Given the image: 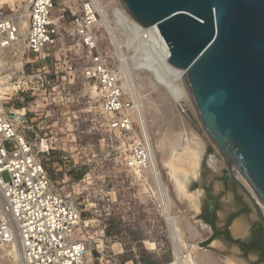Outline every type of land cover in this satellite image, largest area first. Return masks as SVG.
<instances>
[{
    "label": "rangeland",
    "instance_id": "obj_1",
    "mask_svg": "<svg viewBox=\"0 0 264 264\" xmlns=\"http://www.w3.org/2000/svg\"><path fill=\"white\" fill-rule=\"evenodd\" d=\"M95 1L100 12L96 29L98 50L115 63L119 76L125 81L126 75L121 68L124 61L133 64L135 59L144 56L137 54L136 57L130 48L133 43L128 41L129 27L113 9L118 5L117 0ZM27 2L11 0L0 4V13L15 15L25 10ZM86 2L58 1L55 16L60 17L63 10L67 14L63 22L64 31L67 30L62 32L64 38L46 63L33 62L30 55L25 58V62L31 61L26 65L27 71L43 77L38 83L37 95L29 98L37 109L50 110L47 105L51 96L45 93L44 77L55 73L66 77L56 81V95L61 92L64 104L52 113V120L60 121L57 128L60 141L55 146V154L45 164L51 179L82 210L80 231L91 246L93 264H171L177 260L176 246L156 184L146 170L139 172L124 166L132 135L125 137L109 127L94 83L82 73L90 53L69 33L72 20L82 12ZM149 58L150 55L144 57L147 61L152 60ZM139 75V91L146 101L144 112L157 148L170 139L177 138L175 143L180 142L185 136V128L196 132L206 144V152L195 163V173L180 176L181 192L174 187L179 173L168 165L169 151L158 148L163 181L171 188L175 200L172 214L191 219L196 225L205 221L212 227L211 233L198 243L200 250H208L221 260L234 256L245 264H264V250L260 247L264 244L263 221L254 217L253 206L232 181L229 169H215L214 163L224 161V158L208 137L195 107L185 102L175 103L163 83L150 78L147 73ZM72 77H75L73 82L70 81ZM125 93L128 98L140 99L130 91ZM139 109L135 118L140 123ZM181 124L184 127L181 128ZM63 155L69 160L62 161ZM3 177L10 179L8 172ZM239 219L249 223L248 230L242 234H236L233 229ZM240 240L248 245L238 250L235 246H239ZM192 244L186 233L180 241L185 255L194 252Z\"/></svg>",
    "mask_w": 264,
    "mask_h": 264
},
{
    "label": "built area",
    "instance_id": "obj_2",
    "mask_svg": "<svg viewBox=\"0 0 264 264\" xmlns=\"http://www.w3.org/2000/svg\"><path fill=\"white\" fill-rule=\"evenodd\" d=\"M58 1L65 2L32 0L24 58L30 55L33 62L46 63L64 38L67 14L63 10L60 17L55 16ZM99 18L96 1L87 0L82 12L72 20L69 33L90 53L82 73L94 83L109 127L125 137L132 135L124 166L144 172L152 164L153 150L135 118L138 103L127 97L115 63L98 50ZM129 31L128 41H132L130 48L136 57H159L150 36L136 28ZM19 40L17 22L0 13V244L20 245L25 264H93L89 243L80 231L82 210L51 179L45 164L60 141V121H53L52 113L64 104L61 92L56 95V81L66 77L58 73L46 75L43 82L45 93L51 96L47 105L50 110L34 107L29 98L37 95L43 77L27 71L26 65L31 61L17 65ZM72 78L71 82L75 80ZM65 160L69 157L63 155L62 161ZM5 172L9 173V180L4 179Z\"/></svg>",
    "mask_w": 264,
    "mask_h": 264
},
{
    "label": "water",
    "instance_id": "obj_3",
    "mask_svg": "<svg viewBox=\"0 0 264 264\" xmlns=\"http://www.w3.org/2000/svg\"><path fill=\"white\" fill-rule=\"evenodd\" d=\"M122 2L143 26L158 24L231 178L245 176L264 203V0Z\"/></svg>",
    "mask_w": 264,
    "mask_h": 264
},
{
    "label": "bare ground",
    "instance_id": "obj_4",
    "mask_svg": "<svg viewBox=\"0 0 264 264\" xmlns=\"http://www.w3.org/2000/svg\"><path fill=\"white\" fill-rule=\"evenodd\" d=\"M10 1L11 0H0V4L8 3ZM31 2L32 0H28L25 10H21L15 15H8V17L13 18L17 22L20 32V40L18 41L20 43V53L19 58L16 61L19 67L22 66L25 62L24 47L25 38L29 27V7L31 5ZM117 2L118 5L114 6L113 8L115 13L130 29L136 28L137 30H141L143 34L146 33L147 35H149L151 37L150 39L153 42L154 49H156L159 53V57H156V54H154L152 60L150 61H147L146 59H144V57H138L134 60L133 64L124 61L121 68L126 75V79L125 81H123L124 90L128 92L130 91L131 94L134 95V97L139 96L140 98L138 102L136 99H134L135 103H138L137 105L138 107H140L138 118L142 126L144 137L150 142L153 150L152 164L148 169H146V173L147 175L152 177L153 183L156 184L159 195L163 200L162 206L167 216V220L170 225L169 227H171L172 238L176 246L177 260H175L171 264H245L243 260H240L239 258H236L234 256H229L226 257L225 260H221L219 257L208 250H200L198 247V243L211 233V226L205 221H200L196 225L191 219H183L172 214L175 200L171 196V188L169 189L163 181V172L161 170L160 161L158 158V148L162 147L164 151H169L170 158H168V160L170 161V164L167 161L166 163H168L169 166H172V169L175 170V173H179L177 174V181L175 179L176 184L174 185V187L176 186L175 188H177L179 192H181L183 184L180 176H187V174L192 172L195 173L197 169L195 163H198L199 158L206 152V144L202 141V139L196 132H193L191 130L189 131L188 128H185L183 134L186 137H182L180 142L175 143V140L177 139L175 138L164 142L163 146L161 145L158 148L155 145L154 138L152 136L151 129L144 112L146 101H144V97L139 91L137 83L139 81L138 78L141 77L139 73H147L150 78L158 81L159 83H163L164 87L171 94L175 103L185 102L187 105L195 107L194 101L184 78V70L174 67L168 61L171 57V48L164 35L162 34L158 24L149 27L143 26L130 13L122 0H117ZM152 37H154L155 39ZM150 103L152 102L150 101ZM182 127H184L183 124H181V128ZM181 147L185 149L182 150ZM216 149L223 156L220 149L218 147H216ZM171 151L172 154H170ZM223 158L224 161L214 163V167L217 171H221L223 167H227L228 169L231 168L230 162L227 160V158H225L224 156ZM232 179H235L239 183V188L253 206L255 210L254 217L264 220V203L259 195L254 191L252 186L249 184L245 176H243L236 170H232ZM248 224L244 219H239L233 224V229L236 234H242L245 233L246 230H248ZM186 233H188L189 240L194 243L191 246V249H193L194 252H191L187 255L183 253L182 246L180 245V241L185 238ZM88 248L93 263L94 256H92L91 246H88ZM0 264H25L22 256L21 246L15 245L13 247H9L0 244Z\"/></svg>",
    "mask_w": 264,
    "mask_h": 264
},
{
    "label": "flooded vegetation",
    "instance_id": "obj_5",
    "mask_svg": "<svg viewBox=\"0 0 264 264\" xmlns=\"http://www.w3.org/2000/svg\"><path fill=\"white\" fill-rule=\"evenodd\" d=\"M261 241L263 242V239ZM246 244L247 243L246 242H243V240H240L239 243H238L239 247H245L244 245H246ZM260 247L264 250V244L263 243L260 244Z\"/></svg>",
    "mask_w": 264,
    "mask_h": 264
},
{
    "label": "trees",
    "instance_id": "obj_6",
    "mask_svg": "<svg viewBox=\"0 0 264 264\" xmlns=\"http://www.w3.org/2000/svg\"><path fill=\"white\" fill-rule=\"evenodd\" d=\"M216 234H218V232H216Z\"/></svg>",
    "mask_w": 264,
    "mask_h": 264
}]
</instances>
